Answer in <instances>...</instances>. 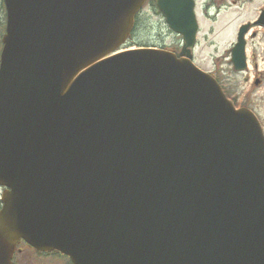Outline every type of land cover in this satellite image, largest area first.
Masks as SVG:
<instances>
[{"label":"water","instance_id":"95a60500","mask_svg":"<svg viewBox=\"0 0 264 264\" xmlns=\"http://www.w3.org/2000/svg\"><path fill=\"white\" fill-rule=\"evenodd\" d=\"M3 1L0 264H264L263 127L193 62L194 0H156L180 56L122 50L147 0Z\"/></svg>","mask_w":264,"mask_h":264},{"label":"rangeland","instance_id":"374dc122","mask_svg":"<svg viewBox=\"0 0 264 264\" xmlns=\"http://www.w3.org/2000/svg\"><path fill=\"white\" fill-rule=\"evenodd\" d=\"M264 6V0H251L240 3L237 7L227 10L214 21V46L199 44L195 63L206 71L214 68V75L218 78L227 94L237 107L246 106L259 117L264 129V27L254 29L256 35H249L247 42L248 69L234 71L227 52L235 42V34L239 26L252 22ZM6 15L3 0H0V52L1 37L4 34ZM211 25V22H210ZM161 22L160 15L155 14L149 7H145L139 14L135 31L124 48H138L142 46H157L169 48L173 45L174 36ZM213 37H210L212 39ZM214 51V58L212 52ZM216 72V74H215ZM255 82H258L255 85ZM38 255L23 249L16 257V264H71L70 260L57 252Z\"/></svg>","mask_w":264,"mask_h":264},{"label":"flooded vegetation","instance_id":"af4514ba","mask_svg":"<svg viewBox=\"0 0 264 264\" xmlns=\"http://www.w3.org/2000/svg\"><path fill=\"white\" fill-rule=\"evenodd\" d=\"M251 0H194V9L197 16V22H198V31H197V39H196V45L193 49H191L190 53L192 55V60L195 61L196 58V49L198 48L199 44L204 42L206 46H214V21L222 14L226 13L227 10L232 9L233 7H237L240 3L247 2ZM145 7H149L155 14L160 15L161 22H163L166 27V21L163 17V15L159 12L156 0H147L143 9ZM264 14V6L261 8L260 13H258L257 17L250 23V28L248 32L246 33V40L248 42L249 35L252 34L254 37L256 35V32H254V29L257 27H264V16L261 20V16ZM139 17V15H138ZM259 20L261 22H259ZM138 21V18H136V22ZM211 22V25H210ZM241 26L238 27L236 34H235V42L238 37L239 29ZM170 35L174 36L173 45L169 47V49L174 52L176 55L180 56V53L183 49V38L181 35H178L172 31H170ZM210 37H213L210 39ZM234 42V43H235ZM233 43V45H234ZM233 45L230 47L229 51L227 52V57L229 61H231L232 52L231 49ZM204 52L202 50H198V54ZM212 52V57L214 58V51ZM212 75H214V68L210 71ZM216 74V72H215ZM216 76V75H214ZM1 189V188H0ZM1 207V203H0ZM20 245H25L23 241L20 243ZM19 246V245H18ZM26 246V245H25ZM28 249H31V247H27ZM16 254V253H15ZM17 256V254H16ZM14 261H16L14 259Z\"/></svg>","mask_w":264,"mask_h":264},{"label":"trees","instance_id":"16d2710c","mask_svg":"<svg viewBox=\"0 0 264 264\" xmlns=\"http://www.w3.org/2000/svg\"><path fill=\"white\" fill-rule=\"evenodd\" d=\"M226 91V90H225ZM227 93V92H226ZM35 253H37L38 255H43V254H41V253H39V252H36V251H34Z\"/></svg>","mask_w":264,"mask_h":264}]
</instances>
